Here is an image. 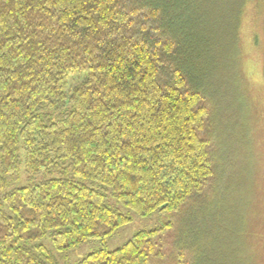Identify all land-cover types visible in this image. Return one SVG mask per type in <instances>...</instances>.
<instances>
[{"label": "trees", "instance_id": "1", "mask_svg": "<svg viewBox=\"0 0 264 264\" xmlns=\"http://www.w3.org/2000/svg\"><path fill=\"white\" fill-rule=\"evenodd\" d=\"M249 1L0 0V264H57L46 235L57 252L100 243L76 264H165L167 239L170 264H220V231L233 264H255L249 198L233 223L212 205L230 168L216 103L229 87L246 99ZM21 166L42 180L4 193ZM107 192L171 221L108 252L131 219Z\"/></svg>", "mask_w": 264, "mask_h": 264}, {"label": "rangeland", "instance_id": "2", "mask_svg": "<svg viewBox=\"0 0 264 264\" xmlns=\"http://www.w3.org/2000/svg\"><path fill=\"white\" fill-rule=\"evenodd\" d=\"M238 31L241 43L242 89L246 99L242 97L239 99V95L234 92V87L233 89L229 87L222 92L216 103L219 124L215 134L218 137L221 136L223 140L225 151L221 155L223 154L222 158L230 160V168L219 179L212 205H217L215 216L218 214L221 216L223 213L222 221L233 223L229 218L228 208L230 207L236 216L239 205H246L249 198L245 216L249 215L250 220L254 221L255 230L253 231L257 235L256 239L251 240L253 245L251 250L255 264H264V0H251L245 5L240 15ZM54 177L71 178V174L70 172L62 175L55 174ZM41 180L42 177L29 178L21 166L19 180L8 179L4 193ZM88 186L97 188L94 184H88ZM105 202L109 207L129 215L131 219L128 224L118 228L110 238L105 240V250L108 252L123 246L139 231H151L166 221H171L170 217H162L157 212L147 217H140L117 202L109 192L106 193ZM198 221L199 227L205 230L207 224L204 222L201 224L200 220ZM213 225L217 231V226ZM212 232L204 233L203 240H206ZM211 236L218 241L216 248L219 263L233 264L231 253L233 242L229 241V234L220 231L216 238H214L216 233ZM39 243L51 252L57 264H76L91 252L101 248L100 243L95 240L66 252H57L53 249L48 235ZM168 243L167 239L162 245L165 264L171 263L169 259L171 246Z\"/></svg>", "mask_w": 264, "mask_h": 264}]
</instances>
